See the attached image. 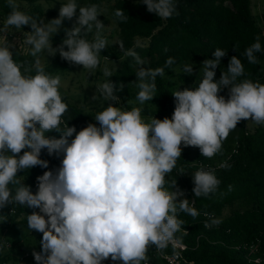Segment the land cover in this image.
I'll return each mask as SVG.
<instances>
[{"label":"clouds","instance_id":"obj_1","mask_svg":"<svg viewBox=\"0 0 264 264\" xmlns=\"http://www.w3.org/2000/svg\"><path fill=\"white\" fill-rule=\"evenodd\" d=\"M142 2L161 20L179 15L175 0ZM60 5L58 17L44 23L18 10L16 0H8L11 12L0 27V33L6 34L9 28L30 26L24 44L30 46L29 54L35 58L31 64L18 62L11 51L15 45L6 35L0 43V209L19 204L34 210L26 219L30 231L42 233L41 251L32 253L36 264H103L108 259L114 264H149L150 248L163 252L169 244L175 247V234L184 224L179 213L193 218L199 215L188 199L177 202L185 193L176 180L170 184L174 190L165 188L166 176L181 157V145L198 147L201 155L210 159L220 152L238 122L252 120L264 125V83L239 80L244 66L237 56L231 57L227 70L214 80L215 69L227 54L217 48L212 53L214 59L203 61L198 87L172 92L175 109L171 119L153 117L146 122L140 108L125 111L108 103L94 118L99 127L89 123L78 132L68 123L61 127L68 110L59 91L61 77L45 72L40 54L59 53L61 59L92 74L100 66L101 51L108 41L103 35L106 27L98 19L103 15L99 5L78 6L76 0ZM114 16L121 22L128 18L122 9H116ZM74 17L73 26L64 29V39L53 48L52 37L65 20ZM138 47H142L139 40L129 49L120 43L124 56L140 66L135 73L136 99L143 104L156 96L157 76L163 77L165 68L175 60L169 57L164 67L145 68L135 50ZM261 51L257 37L244 55L249 63L257 64L255 53ZM104 60L109 58L104 56ZM182 70L192 74L193 67L185 65ZM102 72L104 77L113 76L107 63ZM123 88V83L116 85L109 79L95 87L105 101L117 103L114 93ZM224 88L229 90L227 99L219 95ZM52 131L60 138L46 135ZM44 149L50 156L63 153V159L55 171L37 177L33 193L18 173L36 166L47 169L49 162L40 158ZM192 181L195 197H208L221 183L213 171L203 168L194 173ZM220 223V219L210 218L204 227Z\"/></svg>","mask_w":264,"mask_h":264},{"label":"trees","instance_id":"obj_2","mask_svg":"<svg viewBox=\"0 0 264 264\" xmlns=\"http://www.w3.org/2000/svg\"><path fill=\"white\" fill-rule=\"evenodd\" d=\"M101 1L90 0L97 5ZM108 2V15L116 24L112 35L116 34L117 37L111 38L112 35H108L107 47L101 51L100 59L106 56L119 62L113 76L108 79L116 85L123 83L124 88L114 93L119 98L118 103L108 102L100 97L103 103H112L125 111L133 107L140 108L142 119L146 122L159 116L171 119L175 109L172 92L198 87L203 78V61L214 59L212 53L217 48L226 50L227 54L215 69L214 80L220 79L222 72L227 70L231 57L237 56L244 66V75L238 79L264 83V33L263 27L256 21L252 0H175L179 15H173L167 20H161L155 13L148 12L142 0ZM16 3L18 10L43 20L44 23L57 18L60 4H63L55 0H16ZM116 9L124 11V15L128 17L126 21L121 22L114 16ZM10 12L8 0H0V21L7 19ZM72 26V20H65L59 33L52 37V44L57 47L64 39V29ZM23 28L31 29L30 26ZM257 37L262 51L255 53L258 63L251 64L244 53L256 42ZM137 40L142 47L135 50L145 62L143 67L155 69L164 67L169 57L175 60L170 68H165L163 77L157 76L156 96L143 104L136 99L139 89L136 87L135 73L140 66L133 58L125 57L120 48L121 42L124 49L132 48ZM13 54L18 62L34 63L35 58L31 55L15 51ZM42 65L45 72L52 76L73 66L61 59L60 55ZM185 65L193 67L192 74L183 72ZM31 74L34 75L35 71ZM219 95L227 99L229 90L224 88ZM64 101L68 104V110L62 117L61 127L68 123L69 127L75 126L77 132L89 123L99 127V122L94 119L100 112L99 107L85 109L66 99ZM251 122L252 120L238 122L236 129L223 141L220 152L210 159L202 156L198 147H184L182 144L181 157L173 171L166 176L168 183L165 188L174 190L170 184L176 180L177 187L185 193L184 198L189 201L194 199L195 208L199 212L196 218L179 213L178 219L183 220L184 224L181 231L175 234L188 244L184 256L193 261V264H264V126L254 124L251 128ZM46 135L60 138V134L55 131ZM74 136L75 134L69 138V142ZM40 158L49 162L47 169L36 166L18 173L23 183L33 189H37L38 176L45 171H55L60 166L63 153L50 156L44 149ZM224 163L230 167H221ZM201 168L213 171L221 182L217 191L208 197H195L192 191V176ZM32 211L34 210L19 204H10L0 209V244L3 245L0 264H36L33 252L21 259L7 249L8 246H13L14 237L10 234L20 225L27 226L26 217L20 219L21 216L29 215ZM205 212L212 216H205ZM210 218L220 219L222 223L205 228L204 224ZM41 239L42 233L34 250L36 252L41 251ZM152 249L153 247L149 251ZM103 264L114 262L108 259Z\"/></svg>","mask_w":264,"mask_h":264},{"label":"rangeland","instance_id":"obj_3","mask_svg":"<svg viewBox=\"0 0 264 264\" xmlns=\"http://www.w3.org/2000/svg\"><path fill=\"white\" fill-rule=\"evenodd\" d=\"M61 3H66L67 0H55ZM78 6H88L93 3L90 0H76ZM108 0H102L99 4V7L102 11L103 15L98 16V19L102 21L105 25V30L103 35L106 37L108 41V35H112L113 31L116 30V24L108 15ZM253 12L256 16V21L259 25H261L264 29V0H252ZM77 16L79 15V10L77 9ZM75 17L72 20V24L75 23ZM6 19H2L0 21V27H3L4 21ZM31 29L27 28H9L6 34L0 33V43L4 42V38L6 35L7 41L15 45L11 51H15L22 55H30V46L24 44V40L26 38L27 32H30ZM94 31L92 34H89L88 39L92 40ZM264 32V31H263ZM116 33V32H115ZM117 37L116 34L112 35L111 38ZM110 38V39H111ZM113 40V39H112ZM52 47L55 48L52 44ZM59 56L57 53L55 56H50L47 52H43L40 54L41 64H45L47 62L52 61L55 57ZM114 62V63H113ZM107 63V66L113 71L119 65L118 61H113L109 59V61H105L104 57L100 59V66L92 73L79 65H73L69 69H63L58 71L54 76L59 75L61 77V85L59 91L64 99L69 101L70 103L76 104L81 108H89V107H99L100 111H102L105 107L108 106V103H103L100 99L99 93H96V85L98 83H102L107 80V77H104L102 69ZM264 63V61H263ZM97 95V99L93 100L92 97ZM156 119H164L165 117L159 116L154 117ZM169 118V117H168ZM151 120V119H150ZM149 120V121H150ZM148 121V122H149ZM253 121L251 122L250 127H254ZM264 126V125H263ZM31 188V187H30ZM32 192L35 193L37 189L31 188ZM184 197H178L177 202ZM39 210V209H38ZM227 212V211H226ZM24 214L20 219L26 217ZM14 237L13 246H8L7 249H10L14 255H18L21 259H25L28 253H32L38 245V238L40 233L37 231H30L27 226L20 225L16 228L14 233L10 234Z\"/></svg>","mask_w":264,"mask_h":264},{"label":"built area","instance_id":"obj_4","mask_svg":"<svg viewBox=\"0 0 264 264\" xmlns=\"http://www.w3.org/2000/svg\"><path fill=\"white\" fill-rule=\"evenodd\" d=\"M195 205V200L192 199L190 201V206L195 207ZM209 216L212 215L209 214ZM188 247V244L182 242L178 237H176L175 247L169 244L168 248L163 252H157L155 247H153V249L148 252L149 264H193V261L187 260L184 256V251L187 250ZM257 261H259V259H257Z\"/></svg>","mask_w":264,"mask_h":264}]
</instances>
